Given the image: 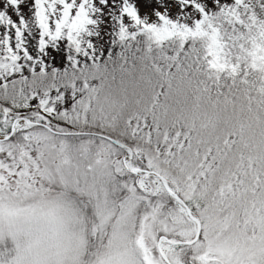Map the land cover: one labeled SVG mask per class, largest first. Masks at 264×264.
<instances>
[{
  "label": "snow or ice",
  "instance_id": "6c2138e0",
  "mask_svg": "<svg viewBox=\"0 0 264 264\" xmlns=\"http://www.w3.org/2000/svg\"><path fill=\"white\" fill-rule=\"evenodd\" d=\"M0 264H264V0H0Z\"/></svg>",
  "mask_w": 264,
  "mask_h": 264
}]
</instances>
